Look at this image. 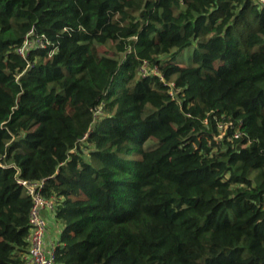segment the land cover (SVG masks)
<instances>
[{"label": "trees", "instance_id": "trees-1", "mask_svg": "<svg viewBox=\"0 0 264 264\" xmlns=\"http://www.w3.org/2000/svg\"><path fill=\"white\" fill-rule=\"evenodd\" d=\"M42 179L54 264H264V5L0 0V264Z\"/></svg>", "mask_w": 264, "mask_h": 264}, {"label": "built area", "instance_id": "built-area-1", "mask_svg": "<svg viewBox=\"0 0 264 264\" xmlns=\"http://www.w3.org/2000/svg\"><path fill=\"white\" fill-rule=\"evenodd\" d=\"M261 5H264V0H256ZM43 47L42 40L37 39L34 41L26 40L23 45L17 49V52L22 56L31 46ZM145 72V70H143ZM27 195L31 199V207L29 210V234L27 237L29 246L28 253L25 256L26 264H54L55 260V247L56 244H47V219L44 217V213L47 212L53 215L54 208L56 206V200L54 197L46 198L42 195V188L44 185V179L40 181H27L18 180Z\"/></svg>", "mask_w": 264, "mask_h": 264}, {"label": "crops", "instance_id": "crops-1", "mask_svg": "<svg viewBox=\"0 0 264 264\" xmlns=\"http://www.w3.org/2000/svg\"><path fill=\"white\" fill-rule=\"evenodd\" d=\"M44 217L47 219V224H48V228H47V235H46V242L47 244H56L58 237H59V233L61 230V227L58 223H52L54 221L53 219V215L48 214L47 212H45ZM50 223L53 224V233H51V231L49 230V225Z\"/></svg>", "mask_w": 264, "mask_h": 264}, {"label": "rangeland", "instance_id": "rangeland-1", "mask_svg": "<svg viewBox=\"0 0 264 264\" xmlns=\"http://www.w3.org/2000/svg\"><path fill=\"white\" fill-rule=\"evenodd\" d=\"M190 50H183L182 53L177 57V60L179 62L180 65H185L188 59V54H189ZM219 65V62L215 63V66L217 67ZM52 223H55V221H53ZM50 223L49 225V230L51 231V233H53V224Z\"/></svg>", "mask_w": 264, "mask_h": 264}]
</instances>
